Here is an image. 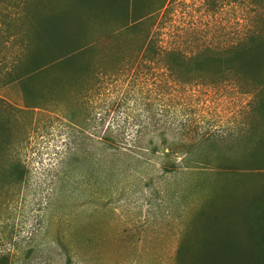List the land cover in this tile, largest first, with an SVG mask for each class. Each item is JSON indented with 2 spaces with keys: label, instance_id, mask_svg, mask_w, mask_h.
<instances>
[{
  "label": "rangeland",
  "instance_id": "obj_1",
  "mask_svg": "<svg viewBox=\"0 0 264 264\" xmlns=\"http://www.w3.org/2000/svg\"><path fill=\"white\" fill-rule=\"evenodd\" d=\"M165 1L151 28L160 48L190 55L264 37V0ZM69 3L58 12L88 18ZM85 25L72 44L35 50L49 61L84 48L66 66L10 85L0 74V264L264 260V93L226 82L164 96L157 65L127 64L138 35L111 19ZM21 51L0 45V65L26 72ZM175 118L193 130L163 132ZM107 129L115 141L101 139ZM14 164L23 182L9 177Z\"/></svg>",
  "mask_w": 264,
  "mask_h": 264
},
{
  "label": "trees",
  "instance_id": "obj_2",
  "mask_svg": "<svg viewBox=\"0 0 264 264\" xmlns=\"http://www.w3.org/2000/svg\"><path fill=\"white\" fill-rule=\"evenodd\" d=\"M69 1L72 7L78 6L84 12H88V18L78 19L76 16L78 9L69 14H60L58 11L62 0H0V45L13 41L22 50L21 54L28 52L27 55L31 57L33 64L24 73H21L18 62H14L9 70L7 66L0 65V74L4 70L9 73L7 85L23 82L27 77L49 73L62 65L66 66L67 62L83 54L84 48L74 49L64 57L49 61H45L35 50L44 46L55 49L70 45L77 37L78 33L74 31L77 27L86 26L85 22L90 20L105 24L111 19V22L121 27L119 30L139 36L141 44L138 53L130 58L127 64L137 63L139 66L147 67L151 64L157 65L161 70L162 79L164 78L160 86L164 96L175 88L182 92L204 85L218 87L226 82H234L239 89L246 87V92L253 94L254 98L264 93V37L256 32V29L235 45L222 49L208 47L189 55L177 49L160 48L151 38V28L161 10L166 7L165 0H160L156 5L154 2L156 0ZM49 8L53 9L54 13L47 17L45 12ZM5 28L4 33L7 35L1 32ZM207 80L211 81L207 83ZM95 85L92 84L87 89L89 103L96 98L100 90ZM90 104L89 115L84 118L82 125L88 123V119L91 118L93 108ZM182 107L186 110L185 106ZM258 108L260 111L264 109L263 105H258ZM164 117L157 121V124L162 125ZM175 119L165 120L166 129L162 131L193 130L192 122L189 124L188 120ZM101 120L103 122V119ZM101 139L107 143L115 141L109 129ZM9 177L17 182H23L25 170L14 164L9 170ZM251 264H264V260L256 258Z\"/></svg>",
  "mask_w": 264,
  "mask_h": 264
},
{
  "label": "bare ground",
  "instance_id": "obj_3",
  "mask_svg": "<svg viewBox=\"0 0 264 264\" xmlns=\"http://www.w3.org/2000/svg\"><path fill=\"white\" fill-rule=\"evenodd\" d=\"M214 254V253H213ZM211 258V257H210ZM214 259V258H213ZM208 261H209V259H208ZM219 262V261H218Z\"/></svg>",
  "mask_w": 264,
  "mask_h": 264
}]
</instances>
